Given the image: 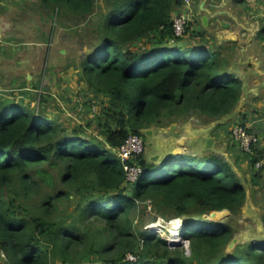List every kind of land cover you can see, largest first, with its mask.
Instances as JSON below:
<instances>
[{"label": "trees", "instance_id": "trees-1", "mask_svg": "<svg viewBox=\"0 0 264 264\" xmlns=\"http://www.w3.org/2000/svg\"><path fill=\"white\" fill-rule=\"evenodd\" d=\"M42 3L50 14L94 17L80 71L107 101L100 116L70 129L0 94L3 264H264V240L227 252L233 225L205 218L245 205L246 185L225 159L184 154L158 163L139 154L124 162L119 154L130 135L192 115L219 120L242 99L244 84L220 51L178 45L172 18L183 0ZM93 126L96 135L88 131ZM258 151L251 167L261 171L255 164L264 149ZM127 164L142 168L138 181L128 179ZM151 206L184 220L190 254L142 229L137 215Z\"/></svg>", "mask_w": 264, "mask_h": 264}, {"label": "rangeland", "instance_id": "rangeland-1", "mask_svg": "<svg viewBox=\"0 0 264 264\" xmlns=\"http://www.w3.org/2000/svg\"><path fill=\"white\" fill-rule=\"evenodd\" d=\"M206 1L210 0H204V2ZM253 3L256 5L255 9L264 10V0H254ZM5 16L11 20V24L21 25L24 32L22 34L24 43L42 41L41 48L43 49H41L40 57L37 58L39 61L37 60L23 70L22 80L12 81L18 74L13 69V56L9 58L10 60L5 58L0 60V94L16 103L30 106L41 113L45 112L52 120H56L70 129L74 126H85L96 116H100L99 113L102 112L107 99L104 96L93 94L88 85L82 81L80 71V65L93 44L92 20L94 17L78 20L56 12L50 14L42 0H0V19ZM259 16L255 14V19L251 23L255 24L257 20L264 23V16ZM199 34L201 33L190 34L187 32L177 43L179 46H194L193 42L199 37ZM210 37L213 41V48L220 49L222 46L232 44L229 51L222 49L223 57L228 60V67L231 69L235 60L233 59L236 52L233 46L235 41L217 38L215 33ZM213 37L214 39H212ZM258 39L264 40V37L259 35ZM199 51L196 48L194 56ZM29 56L30 59L36 58L33 53H30ZM28 74H31L29 78L26 77ZM262 76L264 77V74ZM250 86L251 89H258L248 92L247 102L244 97L235 110L222 118L223 123L215 125L219 138H216L215 146L211 149L212 154L219 155L223 159L226 157L225 148L228 150L230 147L237 154L238 149L236 148L238 147L234 143L231 133L233 127L242 122L249 126L259 138V142L256 144L257 146L253 147L252 152L241 151L245 157L246 168L239 171V177L248 189V196L240 213L232 214L229 211H221L217 213L215 219L211 217V214L205 217L210 221L228 222L233 225L235 234L226 248L227 252H234L238 246H244L248 242L264 240V168L261 171H256L251 167L252 156H258V150L264 149V78L250 83ZM5 89L10 90L7 93L2 92ZM183 122L185 121L181 118L175 123ZM168 128L165 127L166 131L171 133ZM152 129L159 136L163 135L164 128L153 126ZM96 130L99 133V128L95 129L93 126L88 131L96 135ZM142 139H144L142 154L149 159L154 154L155 147L149 145L150 137L148 135L143 136ZM255 174H259V176H255ZM136 219L143 224V230H151V233L157 231L159 233L155 234H159L164 239L167 238L166 240L170 243L174 237L169 234V227L174 226L176 221L178 225L179 222L180 225L183 224L180 218L173 217L169 220L159 216L152 206L147 207L146 213L137 215ZM179 236L182 238V242L175 244L184 247L190 254L189 241L183 238L181 231ZM0 252V264H3L6 255L2 251Z\"/></svg>", "mask_w": 264, "mask_h": 264}, {"label": "crops", "instance_id": "crops-1", "mask_svg": "<svg viewBox=\"0 0 264 264\" xmlns=\"http://www.w3.org/2000/svg\"><path fill=\"white\" fill-rule=\"evenodd\" d=\"M253 1L254 0H210L209 2H204V0H193L190 6H184L181 9V11L189 13L192 17L190 34H197L200 32H207L209 34L206 35L208 41L205 42L201 40L200 37L196 38L193 42L196 47H201L202 45L213 47V41L210 35L214 33L217 38L233 40L238 42L239 46H241L240 50L234 48L236 52L233 55V59L235 60L234 63H232L231 69L232 72L239 75L244 82V92L241 100L245 97L246 102L249 98L247 93L251 90L258 89H251L250 83L260 81L264 78L262 76L264 74V41H255V37H253L255 25L251 23V21L255 19V14L263 17L264 10L255 9L256 5ZM229 2L231 3L230 5ZM203 4L208 12L204 11ZM205 14L208 16L207 25L203 22ZM10 21L11 20L8 19L7 16L0 19V60L2 58L10 60L9 58L13 56V69L14 72H18V74L12 81L16 79L22 80L21 73H23V70L37 62V58L40 57L41 49H43L41 48V43L43 42L24 43V38L22 36L24 33L22 31L23 28L21 25L11 24ZM212 39H214V37ZM199 40L201 41L199 42ZM231 45L232 44H227L226 46H222L221 50L225 49L229 51ZM30 53H33L36 58L30 59ZM27 56L29 57L27 58ZM53 70L55 71L56 67ZM29 75L31 74H28L26 77L29 78ZM9 90L10 89H5L2 90V92L7 93ZM183 120L185 122L181 124L172 123L168 126L171 133L166 131L165 127H162L164 128L163 135L159 136V134H157L156 140L155 138L150 140L149 143L155 144L156 150L154 153L158 151L162 153L180 152L182 149L185 150L186 154L194 156L212 154L211 149L215 146L216 138H219L215 125L217 123H223L222 119L209 121L203 117L192 115ZM158 136L161 137V139L158 138ZM210 138L213 139V142L212 147L208 148L207 142ZM237 147V154L230 147L228 150L226 148L224 150L226 162H228L239 175V171H243L246 168V163L241 149L238 145Z\"/></svg>", "mask_w": 264, "mask_h": 264}, {"label": "built area", "instance_id": "built-area-1", "mask_svg": "<svg viewBox=\"0 0 264 264\" xmlns=\"http://www.w3.org/2000/svg\"><path fill=\"white\" fill-rule=\"evenodd\" d=\"M193 0H183L184 6H190ZM183 6V7H184ZM190 14L184 11L176 13L172 18L173 30L175 37H183L188 32V25L190 22ZM233 141L239 146L241 151L250 153L253 147L259 142L258 136L253 133L251 128L247 125L237 124L232 129ZM144 151V139L140 135H130L122 144L119 150V154L124 162L131 156L142 154ZM257 170L264 168V156L255 164ZM125 170L128 175V179L134 183L140 179L142 168L138 165H126ZM178 231L180 235V228ZM153 233H159L154 231ZM173 237V236H172ZM170 243V242H169ZM130 260H135V257L129 255Z\"/></svg>", "mask_w": 264, "mask_h": 264}, {"label": "water", "instance_id": "water-1", "mask_svg": "<svg viewBox=\"0 0 264 264\" xmlns=\"http://www.w3.org/2000/svg\"><path fill=\"white\" fill-rule=\"evenodd\" d=\"M203 8H204V11L208 12L207 11V8H205L204 4H203ZM203 22L206 25L208 24V16H207V14H205V16L203 17ZM146 135H148L150 137V140L152 138H155V140H156L157 133L154 131V129L150 128V129L146 130ZM158 138L161 139V137H159V136H158ZM212 142H213V139L212 138L208 139V142H207L208 143L207 144L208 148L212 147ZM149 145L155 147V144L154 143H149ZM184 154H186L185 153V150H182V149L180 150V152L178 151V152H169V153H162L161 151H158V152L154 153L153 155H151L149 159L152 160V161H154V162L161 163V162H163L166 159H169V158H179V157H181ZM247 196H248V189H247ZM222 211H229V210H222ZM218 212H221V211H213V212H211V217L213 219L217 218L216 215H217ZM181 220H182V223H184V220L183 219H181ZM214 221H216V220H214ZM171 244H175V242H171Z\"/></svg>", "mask_w": 264, "mask_h": 264}, {"label": "flooded vegetation", "instance_id": "flooded-vegetation-1", "mask_svg": "<svg viewBox=\"0 0 264 264\" xmlns=\"http://www.w3.org/2000/svg\"><path fill=\"white\" fill-rule=\"evenodd\" d=\"M191 23H192V17L190 18V22H189V25H188V32H190V29H189V27L191 28ZM253 24V23H252ZM255 25V30H253V37H255L254 39H255V41H257V37L259 36V32L260 31H263V29L262 28H264V23H261L260 21H258L257 20V22L254 24ZM254 29V28H253ZM201 34H199V37L201 38V40H203L204 42L205 41H208L207 40V38H206V35H209L207 32H200ZM201 35V36H200ZM257 36V37H256ZM258 40H260V39H258ZM261 41V40H260ZM264 41V40H263ZM233 46L235 47V48H237V50H240V47L241 46H239V44H238V42H236L235 41V43H233ZM209 47H211V46H209ZM200 48H202V49H205V48H208V46H201ZM213 50H218V51H220L221 52V56H223V54H222V50H221V48L219 49V48H213V47H211ZM232 74H234V73H232ZM235 75V77H237L238 78V80H240L243 84H244V82H243V80L240 78V76L239 75H237V74H234ZM243 96V95H242ZM240 103V102H239ZM205 118V117H204ZM206 119V118H205Z\"/></svg>", "mask_w": 264, "mask_h": 264}, {"label": "bare ground", "instance_id": "bare-ground-1", "mask_svg": "<svg viewBox=\"0 0 264 264\" xmlns=\"http://www.w3.org/2000/svg\"><path fill=\"white\" fill-rule=\"evenodd\" d=\"M163 220V219H162ZM180 226V222H179V225L177 224V221H176V224L174 226H171L169 227V230L168 232H170L169 234H171V236H173V241L171 242H175V243H179V242H182V238L179 236V231H178V227ZM155 227V225H154ZM168 234V235H169ZM167 235V236H168ZM167 239V238H166ZM171 240V239H170ZM169 240V241H170Z\"/></svg>", "mask_w": 264, "mask_h": 264}, {"label": "clouds", "instance_id": "clouds-1", "mask_svg": "<svg viewBox=\"0 0 264 264\" xmlns=\"http://www.w3.org/2000/svg\"><path fill=\"white\" fill-rule=\"evenodd\" d=\"M183 225V224H182Z\"/></svg>", "mask_w": 264, "mask_h": 264}]
</instances>
